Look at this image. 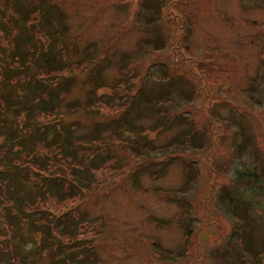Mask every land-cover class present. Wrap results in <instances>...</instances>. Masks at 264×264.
Instances as JSON below:
<instances>
[{
    "label": "rangeland",
    "instance_id": "1",
    "mask_svg": "<svg viewBox=\"0 0 264 264\" xmlns=\"http://www.w3.org/2000/svg\"><path fill=\"white\" fill-rule=\"evenodd\" d=\"M1 83L0 264H264V0H0Z\"/></svg>",
    "mask_w": 264,
    "mask_h": 264
},
{
    "label": "trees",
    "instance_id": "2",
    "mask_svg": "<svg viewBox=\"0 0 264 264\" xmlns=\"http://www.w3.org/2000/svg\"><path fill=\"white\" fill-rule=\"evenodd\" d=\"M47 51L45 52V53H42V55H44V56H54L53 54H52V52L51 51H48V49H46ZM50 60L51 59H48V64L47 65H43V67L42 68H45V69H47L49 72H53V71H60V70H62L63 69V67L62 68H59L58 66L56 67L55 66V68H51L53 65H52V62H50ZM3 85L4 84H0V87H3ZM44 90V89H43ZM2 97V104H3V108L5 109V107H7V105H6V103H7V100H6V98H4L3 96H1ZM0 100H1V98H0ZM58 99L57 98H55L54 99V97L52 96V95H50L47 99H41V100H39V101H37V102H29V101H26V103H22L21 104V110H20V112H18V115H21L23 112H26L25 114H26V116H28L27 118H26V120H25V122L23 123V125H20V122H18L17 123V125L15 126L14 124L12 125V126H10V125H8V123H6V122H8V121H6L5 123H4V128H7V131L5 132L6 134H5V137H6V139H7V144H8V146H9V148H8V150H5L4 151V153L3 152H1V154H5L6 156V160L9 158V156H10V154L12 155H15L16 154V152L17 151H14L13 150V148H12V140H13V137L16 135L17 136V133H18V131L17 130H21L22 129V131H24V130H26V131H32L33 130V128H30V126H28V120H30L29 119V117H30V115H31V113H34V111L35 110H38V109H41V110H44V111H47V112H53L54 110H57V107H58ZM9 107V106H8ZM10 108V107H9ZM22 111V112H21ZM1 114V113H0ZM0 120H1V118H0ZM27 124V125H26ZM1 124H0V128H1ZM11 127H15V129L13 130ZM33 132V131H32ZM11 133H12V136H11ZM31 133V132H30ZM25 138V137H24ZM24 138H22V139H24ZM64 138H65V136H64ZM21 138H19V146L21 147V150L20 151H22V152H27V153H29V154H32V155H34L35 154V151H33V150H31V149H28V148H26L25 147V143H24V141H21L22 140ZM38 157V156H37ZM36 163V162H35ZM53 181V180H52ZM12 184H13V181H12ZM68 190H70V189H68ZM59 199H63V198H60L59 197ZM71 217V216H70ZM70 217H68V218H70Z\"/></svg>",
    "mask_w": 264,
    "mask_h": 264
}]
</instances>
